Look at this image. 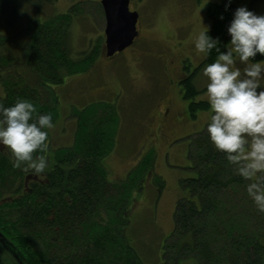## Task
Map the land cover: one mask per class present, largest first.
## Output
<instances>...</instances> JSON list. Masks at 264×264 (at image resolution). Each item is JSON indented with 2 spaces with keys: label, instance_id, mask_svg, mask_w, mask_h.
<instances>
[{
  "label": "trees",
  "instance_id": "1",
  "mask_svg": "<svg viewBox=\"0 0 264 264\" xmlns=\"http://www.w3.org/2000/svg\"><path fill=\"white\" fill-rule=\"evenodd\" d=\"M54 2L0 0V83L5 91L0 102L9 106L18 98L29 99L38 113H51L53 122L59 100L51 85L87 71L99 52V45L77 56L72 52V21L83 1L42 19V6ZM226 2H211L207 10L210 35L220 38L222 50L238 7L232 1L225 10ZM216 55L213 50L203 62L211 63ZM184 83L186 98L199 92L191 78ZM189 105L193 115L209 109L206 100ZM76 115L72 146L52 149L48 137L52 168L42 180L28 181L26 172L13 167L10 153L0 151V264H146L124 228L130 187L110 180L104 163L117 143L118 110L112 103L94 102ZM193 137L189 158L197 175L182 181L190 196L177 202L162 264L188 257L198 264H264V213L247 195L250 181L213 147L206 128Z\"/></svg>",
  "mask_w": 264,
  "mask_h": 264
},
{
  "label": "rangeland",
  "instance_id": "2",
  "mask_svg": "<svg viewBox=\"0 0 264 264\" xmlns=\"http://www.w3.org/2000/svg\"><path fill=\"white\" fill-rule=\"evenodd\" d=\"M232 1L264 14V0ZM78 2L82 5L70 32L72 52L77 56L80 51L99 45L101 54L98 52L87 71L51 85L58 96L59 113L53 122L55 127L49 131V141L52 149L72 146L78 111L94 102L115 105L120 119L117 143L104 163L110 180L122 181L130 187L124 228L132 247L144 263L162 264L165 243L175 228L177 202L190 196L182 181L197 175L189 158V145L194 134L205 128L209 110H196L194 116L189 104L205 100L202 68L207 63L203 62L205 56L196 52L193 37L204 28L202 20L211 26L207 16L210 3L131 0L130 9L140 15L141 35L133 45L109 57L105 53L106 21L101 0H56L42 6L41 17L66 13ZM238 66L243 71V65ZM180 67L181 76L177 78ZM190 76L199 92L188 99L184 81ZM4 94L0 83V97ZM170 106L174 113L182 112L179 120L185 123L177 132L181 135L173 139L169 126L179 127L174 117L164 116L165 107ZM51 153L47 151L48 156ZM50 168L52 165L46 171ZM179 264H198V260L188 257Z\"/></svg>",
  "mask_w": 264,
  "mask_h": 264
},
{
  "label": "clouds",
  "instance_id": "3",
  "mask_svg": "<svg viewBox=\"0 0 264 264\" xmlns=\"http://www.w3.org/2000/svg\"><path fill=\"white\" fill-rule=\"evenodd\" d=\"M231 3L227 0L225 10ZM219 18L223 20V14ZM202 23L204 28L193 37L194 48L205 57L213 50L217 53L202 68L209 105L204 127L235 173L250 181L247 195L264 213V59H255L264 56V14L238 6L227 26L230 39L223 50L220 38L210 35L211 26ZM54 127L52 114L38 113L29 99L18 98L9 106L0 102V151L10 153L14 168L37 177L45 174L50 167L49 131Z\"/></svg>",
  "mask_w": 264,
  "mask_h": 264
},
{
  "label": "water",
  "instance_id": "4",
  "mask_svg": "<svg viewBox=\"0 0 264 264\" xmlns=\"http://www.w3.org/2000/svg\"><path fill=\"white\" fill-rule=\"evenodd\" d=\"M131 0H101L105 12L106 54L113 57L117 52L133 45L139 36V12L130 9Z\"/></svg>",
  "mask_w": 264,
  "mask_h": 264
},
{
  "label": "flooded vegetation",
  "instance_id": "5",
  "mask_svg": "<svg viewBox=\"0 0 264 264\" xmlns=\"http://www.w3.org/2000/svg\"><path fill=\"white\" fill-rule=\"evenodd\" d=\"M134 10V9H133ZM132 10V11H133ZM139 30V29H138ZM140 31V30H139ZM139 35H141V31H140V34ZM99 52H100V50H99ZM105 53H106V50H105ZM99 54H101V52L99 53ZM117 54V53H116ZM182 59L183 58H181L180 59V61H181V67H182V64H183V61H182ZM181 67H180V74L178 75V77L177 78H179L180 76H181ZM197 69V68H196ZM188 78H191V76L190 77H188ZM187 78V79H188ZM173 106H170V107H165V112H164V116L165 117H167V118H171V117H174L175 118V120H176V123H178L177 125H178V127H179V129L175 126V127H173V125H171V126H169L170 127V129L172 130V132L174 133V135L172 136V139H173V137L174 136H177V135H181V134H179V133H177L179 130H181V125L184 123V121H180L179 120V114L181 115L182 114V112L180 113H174L173 112ZM192 114V113H191ZM195 114V113H194ZM193 115V114H192ZM194 116H197L196 114L194 115ZM185 124V123H184ZM160 127H161V124H160V126H158V129L160 130ZM193 127H194V124H193ZM202 131V130H201ZM183 133H186V131L185 132H183ZM172 139L170 140V141H172ZM169 141V142H170ZM47 172H49V170L48 171H46L45 172V174L42 176V177H37V176H35V175H33V174H30V173H27V180L28 181H30L31 180V178L33 177V178H35V179H39V180H42V178H44V176L46 175V173ZM27 181V182H28Z\"/></svg>",
  "mask_w": 264,
  "mask_h": 264
}]
</instances>
